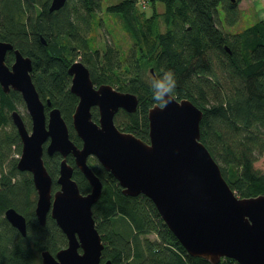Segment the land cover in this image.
Returning <instances> with one entry per match:
<instances>
[{
  "label": "trees",
  "instance_id": "obj_1",
  "mask_svg": "<svg viewBox=\"0 0 264 264\" xmlns=\"http://www.w3.org/2000/svg\"><path fill=\"white\" fill-rule=\"evenodd\" d=\"M241 1L150 0L152 12L147 15L145 0H120L108 6L107 12L119 18L132 40L131 50L122 54L114 45L101 50L91 43L93 26L101 25L97 16L103 12V0H67L53 12L49 10L52 0H0V41L32 60L31 76L37 91L45 103L51 102L46 111L61 110L70 138L79 147L82 140L72 126L79 99L71 92L68 74L74 61L81 58L95 86L110 84L137 95L136 112L120 110L118 114L125 120H115V124L146 142L149 109L156 105L150 80L162 70L172 69L178 81L174 97L189 99L203 111L201 142L237 196L252 198L264 194V171L255 166L264 155V20L239 32L228 31L227 27L240 21ZM159 3L163 12L157 9ZM14 61L11 51L6 63L11 66ZM23 103L20 93H6L0 85V264H42L43 251L55 255L68 244L50 215L45 226L39 224L33 177L17 167L22 143L11 113ZM92 116L98 121L97 108ZM24 119L30 128L31 121ZM44 161L56 191L62 157L45 154ZM67 161L74 168L73 178L80 191L88 194L91 186L75 159L70 155ZM89 164L103 183L93 206L105 244L103 262L212 264L187 252L148 197L124 195L119 182L95 158H89ZM8 208L26 217V236L6 219ZM150 234L157 240H150ZM219 264L239 263L224 258Z\"/></svg>",
  "mask_w": 264,
  "mask_h": 264
},
{
  "label": "water",
  "instance_id": "obj_2",
  "mask_svg": "<svg viewBox=\"0 0 264 264\" xmlns=\"http://www.w3.org/2000/svg\"><path fill=\"white\" fill-rule=\"evenodd\" d=\"M235 1V0H232ZM67 0H52L50 11H58ZM46 44L45 40H43ZM14 51L15 61L6 63ZM32 60L13 45L0 41V85L21 94L31 118L29 131L18 110L11 113L22 143L17 167L33 177L37 192L35 215L45 226L50 215L67 237L68 244L55 255L45 250L42 264H111L104 263L105 247L93 215L103 183L89 158L94 157L111 173L126 196L144 195L156 206L163 221L187 252L212 264L224 258L239 264H264V194L240 198L223 177L220 166L201 142L203 111L189 99L177 100L160 109H149V142L120 130L115 115L124 110L136 112L139 99L109 84L95 86L89 69L82 61L68 68L72 77L71 92L79 99L72 115V126L82 140L77 146L59 108L42 101L32 80ZM153 71V70H152ZM98 109V122L92 110ZM59 153L62 157L59 189L44 156ZM73 156L91 191L83 194L73 178L74 168L67 161ZM5 217L26 236L27 219L15 208Z\"/></svg>",
  "mask_w": 264,
  "mask_h": 264
},
{
  "label": "rangeland",
  "instance_id": "obj_3",
  "mask_svg": "<svg viewBox=\"0 0 264 264\" xmlns=\"http://www.w3.org/2000/svg\"><path fill=\"white\" fill-rule=\"evenodd\" d=\"M120 0H103V12L98 13L97 19H101V25H94L92 28V37H91V43L94 46H97L101 50H104L107 45H114L115 47L119 48L121 50L122 54H127L132 47V40L129 37V35L125 32V30L122 27V23L119 20L118 17L110 14L107 12V7L118 3ZM146 1V8H143L147 15H150L152 10L151 6L149 5L148 1L150 0H145ZM238 8L241 12V18L240 21L236 26L233 28H228L227 30L230 32H239L243 30L244 28H248L255 24L258 20H264V0H242L238 4ZM157 9L159 12L164 11V7L162 3H159L157 6ZM221 17L224 18V12L222 9L219 10ZM161 25V24H160ZM165 27L164 25L161 26V31L165 32ZM76 61H82L81 58L79 57ZM75 62V61H74ZM73 62V63H74ZM110 85V84H109ZM114 88L117 89L113 85ZM23 105L19 106V111L23 114L26 115L27 109ZM118 114V113H117ZM115 115V119L117 120L118 123H121L122 120L124 121L125 118L120 114ZM124 118V119H123ZM16 158H20V155L16 156ZM74 158V157H73ZM89 163V161H88ZM256 168L261 169L264 171V155L263 157L256 163ZM96 167V166H95ZM59 176V174H58ZM57 176V178H58ZM56 178V180H57ZM58 190V189H57ZM237 195V194H236ZM36 202H37V197H36ZM36 205V204H35ZM36 207V206H35ZM35 211V210H34ZM150 240L155 241L157 240L156 235L150 234L147 236Z\"/></svg>",
  "mask_w": 264,
  "mask_h": 264
},
{
  "label": "clouds",
  "instance_id": "obj_4",
  "mask_svg": "<svg viewBox=\"0 0 264 264\" xmlns=\"http://www.w3.org/2000/svg\"><path fill=\"white\" fill-rule=\"evenodd\" d=\"M177 83L176 75L172 69L162 70L160 76L152 77L149 87L152 91L153 103L160 109L166 108L168 104L173 102Z\"/></svg>",
  "mask_w": 264,
  "mask_h": 264
},
{
  "label": "flooded vegetation",
  "instance_id": "obj_5",
  "mask_svg": "<svg viewBox=\"0 0 264 264\" xmlns=\"http://www.w3.org/2000/svg\"><path fill=\"white\" fill-rule=\"evenodd\" d=\"M33 80V79H32ZM98 87V86H97ZM12 89H10L9 90V92L11 91ZM14 91V90H13ZM9 92H7V93H9ZM41 98V97H40ZM43 101V100H42ZM24 102V101H23ZM44 102V101H43ZM45 103V102H44ZM24 105H25V103H24ZM24 107H26V106H24ZM19 111V110H18ZM20 112V111H19ZM49 112V111H48ZM28 113V112H27ZM20 114H21V117H22V119H23V121H24V123H25V126H26V128L30 131L31 130V127L29 128V127H27V123L25 122V119L24 118H28L30 121H31V118H30V116H29V114H26V115H23L21 112H20ZM94 120V119H93ZM94 121H96V120H94ZM96 122H98V121H96ZM94 158V157H93ZM99 163V162H98ZM90 166H91V164H89ZM100 165V164H99ZM92 167V166H91ZM68 243V242H67ZM63 248H65V247H63ZM62 248V249H63ZM101 263H104L103 262V260L101 261Z\"/></svg>",
  "mask_w": 264,
  "mask_h": 264
}]
</instances>
